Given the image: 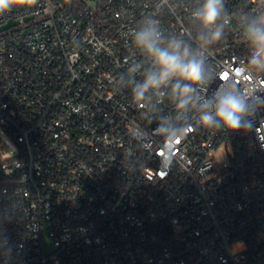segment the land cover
<instances>
[{"label":"built area","instance_id":"1","mask_svg":"<svg viewBox=\"0 0 264 264\" xmlns=\"http://www.w3.org/2000/svg\"><path fill=\"white\" fill-rule=\"evenodd\" d=\"M36 0L0 14V264H264V66L249 21L264 0ZM154 21L202 61L136 99L154 69L133 37ZM205 39H201V36ZM193 87L179 107L175 86ZM248 102L239 130L201 124L218 90Z\"/></svg>","mask_w":264,"mask_h":264},{"label":"clouds","instance_id":"2","mask_svg":"<svg viewBox=\"0 0 264 264\" xmlns=\"http://www.w3.org/2000/svg\"><path fill=\"white\" fill-rule=\"evenodd\" d=\"M35 3L36 0H0V14L18 4L31 7ZM222 7V0H205L202 7L193 14L202 27L206 29L215 27L214 31L207 34V43L220 39L222 35V26H216ZM245 34L255 46L251 62L257 66H264V18L256 17L249 21ZM201 39L205 37L202 35ZM133 40L135 46L147 54L154 65V69L145 74L144 81L135 85L136 99H143L149 89H158L174 77L189 81L192 85H198L202 81V61L197 59L182 41L166 42L154 21H149L138 29ZM175 89L180 96L178 106H187L192 99L193 87L185 84L181 88L177 84ZM202 107L210 109L204 111L200 117L201 124L206 127H214L222 123L228 129L239 130L251 123L247 119L252 114L248 102L234 91L218 89Z\"/></svg>","mask_w":264,"mask_h":264},{"label":"rangeland","instance_id":"3","mask_svg":"<svg viewBox=\"0 0 264 264\" xmlns=\"http://www.w3.org/2000/svg\"><path fill=\"white\" fill-rule=\"evenodd\" d=\"M18 152V143L0 124V160L13 157Z\"/></svg>","mask_w":264,"mask_h":264}]
</instances>
